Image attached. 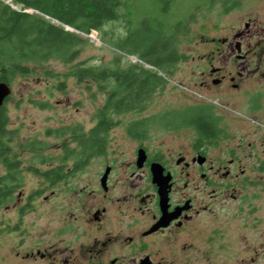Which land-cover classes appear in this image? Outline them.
Wrapping results in <instances>:
<instances>
[{
  "label": "flooded vegetation",
  "instance_id": "obj_1",
  "mask_svg": "<svg viewBox=\"0 0 264 264\" xmlns=\"http://www.w3.org/2000/svg\"><path fill=\"white\" fill-rule=\"evenodd\" d=\"M246 28L207 39L212 48L164 49L161 94L171 87L175 96L161 111V132L171 138L150 144L149 119L140 118L128 129L130 159L109 152L111 130L103 145L77 140L46 171L48 223L23 225L20 216L2 260L255 264L259 248L239 247L246 236L220 220L264 168V33ZM248 213L246 225L258 227L259 207Z\"/></svg>",
  "mask_w": 264,
  "mask_h": 264
},
{
  "label": "rangeland",
  "instance_id": "obj_2",
  "mask_svg": "<svg viewBox=\"0 0 264 264\" xmlns=\"http://www.w3.org/2000/svg\"><path fill=\"white\" fill-rule=\"evenodd\" d=\"M167 1L165 6L161 0H126L119 10L121 18L108 22L100 31L80 34L86 42L74 63L50 61L35 67L33 74L18 76L9 84L12 94L5 103L8 134L4 141L11 149L8 157L21 163V184L12 200L0 206V264H16L14 258L3 257V261L1 257L4 249L12 250L13 226L19 223L20 216H23V225L48 223V184L34 170L45 172L51 163L70 155L79 144L77 140H81L73 134L74 129L81 128V133L88 134L98 123L97 114L109 95L110 87L106 83L102 85L87 79L80 82L74 76L78 64L125 71L139 65L161 76V48L166 39L170 40V47L187 50L212 48L207 39L230 37L238 31H246L247 23H251V32L264 33V0ZM27 12L37 14L34 10ZM69 31L77 33L73 29ZM170 88L161 94L159 87L143 109L113 116V126L107 135L110 153L118 156L125 153L119 159H130L128 152L134 148V143L128 129L140 118L149 119L150 144L161 146V142L171 138L161 132V111L175 96ZM34 143L38 149L25 147ZM6 173L0 159V176ZM258 173L253 174L254 179L259 180L256 187L246 188L243 201L230 202L227 210L221 211L220 220L246 236V241L239 247L247 246L246 251L259 248L260 259L255 264H264V168ZM252 206L259 207L260 217L259 226L254 228L245 222ZM236 211L241 212L240 217L236 216Z\"/></svg>",
  "mask_w": 264,
  "mask_h": 264
},
{
  "label": "trees",
  "instance_id": "obj_3",
  "mask_svg": "<svg viewBox=\"0 0 264 264\" xmlns=\"http://www.w3.org/2000/svg\"><path fill=\"white\" fill-rule=\"evenodd\" d=\"M125 2L126 0H0V82L11 84L18 76L31 75L35 72V67L50 61L74 63L86 42L80 34L89 35L92 31H100L108 22L121 18L119 10ZM161 2L167 5L165 0ZM19 6L22 8L18 9ZM27 10H34L37 14ZM67 27L77 33L68 31ZM170 43L166 39L161 48V64L164 57L162 51L170 47ZM149 65L159 66L157 63ZM77 66L74 76L80 82L87 79L102 85L106 83L110 87L105 105L97 114L96 126L88 134L81 133V128L73 131L74 135L81 138L79 143L86 147L89 144L103 145L105 135L112 129L113 116L143 109L145 103L161 87V76L154 70H144L139 65H134L130 71L99 69L82 64ZM10 99L11 97L6 102ZM7 121L4 105L0 108V159L7 173L0 176V206L12 200L21 184V163L8 157L11 149L4 141L8 134ZM25 147L38 149L35 143ZM34 171L46 180V171Z\"/></svg>",
  "mask_w": 264,
  "mask_h": 264
},
{
  "label": "water",
  "instance_id": "obj_4",
  "mask_svg": "<svg viewBox=\"0 0 264 264\" xmlns=\"http://www.w3.org/2000/svg\"><path fill=\"white\" fill-rule=\"evenodd\" d=\"M68 29L71 30L69 27ZM11 94V86L6 82H0V108L5 105L6 100L11 96ZM155 176L158 177L157 174H155Z\"/></svg>",
  "mask_w": 264,
  "mask_h": 264
}]
</instances>
